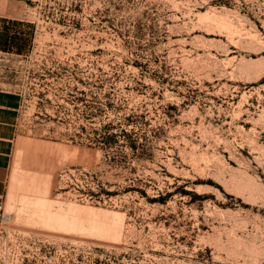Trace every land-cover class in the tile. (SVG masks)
<instances>
[{"label":"rangeland","instance_id":"obj_1","mask_svg":"<svg viewBox=\"0 0 264 264\" xmlns=\"http://www.w3.org/2000/svg\"><path fill=\"white\" fill-rule=\"evenodd\" d=\"M0 264H264V0H25Z\"/></svg>","mask_w":264,"mask_h":264},{"label":"crops","instance_id":"obj_2","mask_svg":"<svg viewBox=\"0 0 264 264\" xmlns=\"http://www.w3.org/2000/svg\"><path fill=\"white\" fill-rule=\"evenodd\" d=\"M26 7L25 0H0V55L27 57L35 51L38 32L35 22L22 15ZM21 116V95L0 88V220L14 174Z\"/></svg>","mask_w":264,"mask_h":264},{"label":"built area","instance_id":"obj_3","mask_svg":"<svg viewBox=\"0 0 264 264\" xmlns=\"http://www.w3.org/2000/svg\"><path fill=\"white\" fill-rule=\"evenodd\" d=\"M1 208H3V206H1Z\"/></svg>","mask_w":264,"mask_h":264}]
</instances>
